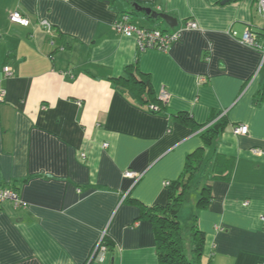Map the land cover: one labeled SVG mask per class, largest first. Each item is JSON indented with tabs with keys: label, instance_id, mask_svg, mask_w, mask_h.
<instances>
[{
	"label": "crops",
	"instance_id": "obj_1",
	"mask_svg": "<svg viewBox=\"0 0 264 264\" xmlns=\"http://www.w3.org/2000/svg\"><path fill=\"white\" fill-rule=\"evenodd\" d=\"M219 2L0 0V90L6 92L0 188L12 187L28 205L7 202L0 211V264H159L154 226L140 220L133 201L150 208L168 203L166 183L178 180L188 155L204 147L193 126L207 125L214 114L227 125L214 149L205 150L194 179L204 184L193 186L179 222L187 231L198 215L205 263L263 264L264 50L230 34L241 37L251 28L264 47V16L259 0ZM136 7L179 25L170 28ZM14 11L31 25L12 24ZM123 14L138 27L167 33L187 21L199 29L183 31L166 52L140 51L135 39L113 30ZM41 20L53 25L52 36ZM132 65L150 77L158 100L162 90L170 93L163 112L140 108L114 88L112 80ZM180 113L194 123L178 121ZM238 126L248 127V135H235ZM126 171L140 179L125 178ZM205 185L211 202L199 211ZM103 237L112 246L100 262L92 256Z\"/></svg>",
	"mask_w": 264,
	"mask_h": 264
},
{
	"label": "trees",
	"instance_id": "obj_2",
	"mask_svg": "<svg viewBox=\"0 0 264 264\" xmlns=\"http://www.w3.org/2000/svg\"><path fill=\"white\" fill-rule=\"evenodd\" d=\"M241 1L244 0H220L219 4L228 6ZM112 84L115 89L125 93L137 106L151 113H161L166 108V104L163 105L155 97L150 77L140 73L137 65L126 67L125 75L114 78ZM151 105L157 106L160 111H150L149 106ZM176 119L186 125L194 123L185 113L178 114ZM226 125L225 116L214 114L207 125L193 126L195 132L199 131L204 147L188 155L183 174L178 180L171 182L168 187V203L165 206L150 208L133 201L140 207V220L150 221L154 226L159 264H210L211 258L206 263L204 262L206 235L197 227L198 215H195L194 224L187 231L190 240L186 239V233L179 222V215L184 205L191 201L192 183L199 171L204 168L206 148L214 149L215 142L225 130ZM210 193L211 187L205 185L198 203L199 211L206 209L210 204ZM104 242L108 247L112 246L109 239L105 238Z\"/></svg>",
	"mask_w": 264,
	"mask_h": 264
},
{
	"label": "built area",
	"instance_id": "obj_3",
	"mask_svg": "<svg viewBox=\"0 0 264 264\" xmlns=\"http://www.w3.org/2000/svg\"><path fill=\"white\" fill-rule=\"evenodd\" d=\"M259 3H260L259 4L260 13L264 16V0H259ZM9 20L12 24H17L22 27H29L31 25L30 19L24 16L19 11H14L10 13ZM40 25L43 27L44 30H46V32L49 35L51 36L53 35L54 27L49 21L41 20ZM198 29H199V25L195 21H187L174 33L163 32L162 30L157 28L149 29L144 27H138L132 23V18L129 14H123L120 17V19L113 24V30L116 33L123 35L127 38L135 39L140 51L155 50L160 52H166L173 43L178 42L180 40L183 31L198 30ZM230 35L233 39L239 41L242 45L248 48L257 51L264 50V47L259 42L258 35L251 28H247L244 35L241 37H239L236 32H232ZM4 71H5V77H11L13 75V72L10 67H6ZM199 82L206 83L207 79L205 77H201ZM5 96H6V92L4 90H0V101H3ZM170 98L171 95L168 91L166 90L161 91L159 98L160 102L166 104L169 102ZM149 110L152 112L160 111V109L154 105L149 106ZM248 131H249L248 127L238 126L234 128L233 132L237 136H246L248 135ZM108 146H109L108 144H104L105 148H107ZM254 153L262 154V152L260 151H254ZM124 177L134 180L140 179L139 175L133 171H126L124 173ZM169 185L170 183H166V187H169ZM7 202L12 203L15 207L28 206L27 203L21 200L18 193L11 187L0 188V211L3 208V205ZM248 204L249 202H245L244 206H248ZM260 220L263 223V227H264V216H261ZM104 240L105 237H103L102 241L95 248L92 259H97L100 262H104L105 253L109 248L105 244Z\"/></svg>",
	"mask_w": 264,
	"mask_h": 264
},
{
	"label": "water",
	"instance_id": "obj_4",
	"mask_svg": "<svg viewBox=\"0 0 264 264\" xmlns=\"http://www.w3.org/2000/svg\"><path fill=\"white\" fill-rule=\"evenodd\" d=\"M136 9L139 12H145L147 15L151 16L152 18H154L156 20L161 19V20L165 21L170 28H176L179 25L178 20L175 19L174 17L169 16V15L159 14V13H156V12L150 10V9H144V8H140V7H136Z\"/></svg>",
	"mask_w": 264,
	"mask_h": 264
},
{
	"label": "rangeland",
	"instance_id": "obj_5",
	"mask_svg": "<svg viewBox=\"0 0 264 264\" xmlns=\"http://www.w3.org/2000/svg\"><path fill=\"white\" fill-rule=\"evenodd\" d=\"M197 179H199V177H197ZM201 184H202V185L204 184V180H201V181H199V180H194L193 183H192V188H193L194 185H199V186H201ZM201 187H202V186H201ZM201 187H200V188H201ZM191 191H193V190H191ZM184 206H185V205H184ZM194 219H195V215H194V217H193V221H192L191 223H190V222L188 223V225H187L188 228L186 229L187 231H188V229H189L191 226H193V224H194ZM184 228H185V227H184ZM187 231H185V233H186V239L190 240V238H189V233H188ZM185 233H184V234H185Z\"/></svg>",
	"mask_w": 264,
	"mask_h": 264
}]
</instances>
